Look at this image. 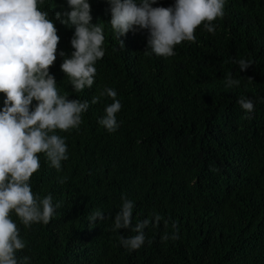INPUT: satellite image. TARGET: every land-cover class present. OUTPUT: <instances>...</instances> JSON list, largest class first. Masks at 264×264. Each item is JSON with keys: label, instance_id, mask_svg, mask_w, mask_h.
<instances>
[{"label": "trees", "instance_id": "1", "mask_svg": "<svg viewBox=\"0 0 264 264\" xmlns=\"http://www.w3.org/2000/svg\"><path fill=\"white\" fill-rule=\"evenodd\" d=\"M90 3L92 23L104 28L105 55L96 62L94 84L81 91L61 68L59 52L71 55L75 26L55 13L67 10V0L38 5L61 37L49 66L60 93L100 99L90 103L78 128L56 130L67 137L70 153L60 170L39 154L32 189L51 193L60 206L48 223L31 226L11 213L26 241L18 255L31 256L32 264H264V0H226L215 32L202 23L196 41L178 43L169 57L151 51L147 29L119 38L108 0ZM239 57L253 64L241 70ZM229 73L239 86L224 87ZM106 87L122 102L114 132L99 124L113 102L101 95ZM241 96L254 99L251 114L239 105ZM123 195L135 201L134 224L152 219L138 249L122 244V236L135 234L131 228H113ZM95 209L105 218L89 227ZM173 223L178 239L171 238Z\"/></svg>", "mask_w": 264, "mask_h": 264}, {"label": "clouds", "instance_id": "2", "mask_svg": "<svg viewBox=\"0 0 264 264\" xmlns=\"http://www.w3.org/2000/svg\"><path fill=\"white\" fill-rule=\"evenodd\" d=\"M44 0H0V264H32L29 255H18L26 247L21 229L12 218L15 212L25 226L34 222L48 223L60 206L51 193L41 196L30 183L32 174L40 168V153L57 170L69 158L67 137L56 130L79 127L82 114L92 101L69 99L61 94L50 67L57 59L58 29L46 9L38 7ZM111 26L119 36L129 30L147 29L148 47L157 55L175 54V45L185 40L196 41L195 30L203 23L205 29L215 32L213 21L225 14L226 0H175L163 6L157 0H108ZM67 10L57 11L55 17L62 23L74 25L71 39L73 51L61 64L76 91L91 87L96 79V62L105 55V34L102 24L92 23L90 0H67ZM156 5V6H154ZM124 40L120 45L124 47ZM239 69L246 70L253 61L246 57L236 59ZM225 88L239 86V78L231 73L223 80ZM101 95L113 102L105 108L99 124L109 132L119 127L117 113L122 102L117 90L106 87ZM35 101V103H33ZM239 105L251 114L255 108L253 98L241 96ZM63 182V179H61ZM122 206L115 213L114 229L131 228L134 235L123 237L122 244L129 249L140 248L145 240V228L152 223L145 218L133 223L135 201L122 196ZM156 223L161 216L153 213ZM97 218H105L101 209L93 210L88 217L89 227ZM167 224V221L165 222ZM171 233L178 239L179 228ZM162 239H169L165 233Z\"/></svg>", "mask_w": 264, "mask_h": 264}]
</instances>
